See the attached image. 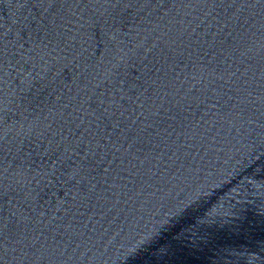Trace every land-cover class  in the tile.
Instances as JSON below:
<instances>
[{
    "label": "water",
    "instance_id": "1",
    "mask_svg": "<svg viewBox=\"0 0 264 264\" xmlns=\"http://www.w3.org/2000/svg\"><path fill=\"white\" fill-rule=\"evenodd\" d=\"M0 264H264V0H0Z\"/></svg>",
    "mask_w": 264,
    "mask_h": 264
}]
</instances>
